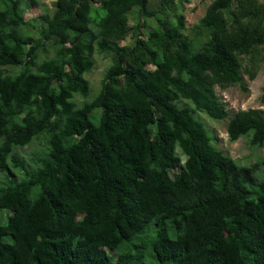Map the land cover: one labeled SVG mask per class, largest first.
Here are the masks:
<instances>
[{
  "label": "trees",
  "instance_id": "16d2710c",
  "mask_svg": "<svg viewBox=\"0 0 264 264\" xmlns=\"http://www.w3.org/2000/svg\"><path fill=\"white\" fill-rule=\"evenodd\" d=\"M187 2L54 0L35 27L38 0H0V264H149L130 254L148 245L158 264H264V158L238 164L197 117L264 147V111L215 92L264 62V0H212L197 48ZM95 52L111 64L77 104ZM40 136L30 168L14 150Z\"/></svg>",
  "mask_w": 264,
  "mask_h": 264
},
{
  "label": "rangeland",
  "instance_id": "374dc122",
  "mask_svg": "<svg viewBox=\"0 0 264 264\" xmlns=\"http://www.w3.org/2000/svg\"><path fill=\"white\" fill-rule=\"evenodd\" d=\"M25 1L26 0H22L23 4ZM211 1L212 0H188L187 3L183 4V9L181 11L186 21L185 35L193 41L195 48L202 43L203 37L197 34V31L194 30V26L197 25L199 20L203 17ZM53 2L54 0H38V6L24 5L25 18L29 20L30 25L38 27L40 23L39 16L44 12L50 11ZM95 6H97V4H95ZM134 18H136V15ZM129 25H133L132 17L129 19ZM150 25L153 26L154 22H150ZM27 29L32 35L35 37L37 36L36 30L32 26H29ZM131 42L132 38L128 36L120 44L126 45L131 44ZM52 54L53 51H50L49 55L52 56ZM93 59L94 66L92 70L84 76L91 89L90 97L83 99L76 95L74 101L77 104H81L84 100H90L99 92L105 72L111 64L110 57L99 54L98 52H95ZM17 71V68L12 69L13 73ZM243 79L246 91H243L238 85H231L226 89L215 88L217 96L220 98L221 102L224 103L230 115L238 110L261 109L264 111V104H261L259 101L262 88L264 87V62L260 63L259 69L253 80H249L246 75H244ZM197 117L204 123L207 131L211 134L216 148L235 160L238 164L249 166L257 160L264 158V147H251L246 137L240 138L235 142H229L226 132L227 119L215 121L207 117L204 113H198ZM14 152L19 155L30 168H35L32 160L46 152L45 137L40 136L34 139L28 146L15 149ZM261 170L262 171L259 172L261 173L260 177L261 175L264 176V169ZM259 173L257 172L256 175L259 176ZM17 175L20 179V174L18 172ZM3 181L4 177L0 174V183ZM133 241L135 242L136 240L133 239ZM139 251L143 253V262L158 264L151 256V248L149 245L145 246L143 250H137L133 246H130V254L134 255Z\"/></svg>",
  "mask_w": 264,
  "mask_h": 264
}]
</instances>
